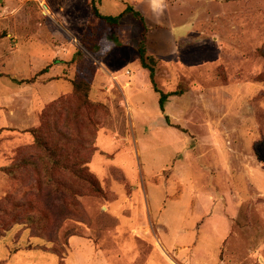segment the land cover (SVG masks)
<instances>
[{"label": "rangeland", "instance_id": "rangeland-1", "mask_svg": "<svg viewBox=\"0 0 264 264\" xmlns=\"http://www.w3.org/2000/svg\"><path fill=\"white\" fill-rule=\"evenodd\" d=\"M89 2L0 0V264H264V0H96L154 87Z\"/></svg>", "mask_w": 264, "mask_h": 264}, {"label": "trees", "instance_id": "trees-1", "mask_svg": "<svg viewBox=\"0 0 264 264\" xmlns=\"http://www.w3.org/2000/svg\"><path fill=\"white\" fill-rule=\"evenodd\" d=\"M89 7H90V13L92 17L91 22H89V25L91 27L92 26L94 27L96 25V22H103L108 26L118 27L120 25L121 20L127 16H132L136 21L140 23L142 27V31H141V41L139 42L138 48H137L138 58H139V62L142 68H145L149 71V77L151 80V84L154 87V83H153L154 69L146 64V39H147V34L149 30L145 25L144 17L142 16V14L136 11L132 6H127L126 9L123 10L117 16H106V15L101 14V12L99 11L97 4H96V0H90ZM46 71L47 70L44 69L42 72H46ZM71 85H72V89H71L72 94H74L76 97H78L81 100L82 106L84 105L86 107H92L95 105L92 102H90L89 96H88V93L91 87L90 81L88 82L82 79L80 80L77 79V80H73L71 82ZM156 92H158V90H156ZM172 95H176V92L171 93V94L160 93L159 106H160V111L162 113H164V102L167 100L169 96H172ZM166 121L168 122L167 117H166ZM29 132L32 134L35 144H37L42 150H45V151L48 150L47 143L45 142L43 136H41L40 129L34 128L30 130ZM87 164L88 163L85 161L80 162L79 165L77 166L78 170L71 171L72 168H67L64 166V164L62 166L61 162L53 161L52 168H56V169L65 168V170L68 169L70 172H72V174L75 175V177L87 182L88 185L91 187V189L94 191V193L102 194V189L99 186V183L91 175L86 173ZM80 173H83V175L81 176Z\"/></svg>", "mask_w": 264, "mask_h": 264}, {"label": "crops", "instance_id": "crops-1", "mask_svg": "<svg viewBox=\"0 0 264 264\" xmlns=\"http://www.w3.org/2000/svg\"><path fill=\"white\" fill-rule=\"evenodd\" d=\"M136 11H138L139 13H141L142 14V12L141 11H139L138 9H135ZM104 15V14H103ZM143 16V15H142ZM128 17V16H127ZM132 17V16H131ZM148 33H149V31H148ZM148 35V34H147ZM147 40V39H146ZM48 75H51V71H49V74ZM33 105H32V109H34L35 108V106H34V102L32 103ZM34 111V110H33Z\"/></svg>", "mask_w": 264, "mask_h": 264}]
</instances>
